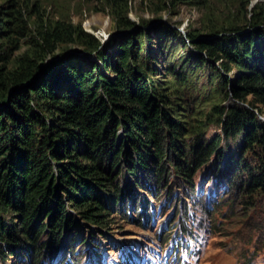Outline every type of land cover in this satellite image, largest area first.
<instances>
[{"label":"trees","instance_id":"16d2710c","mask_svg":"<svg viewBox=\"0 0 264 264\" xmlns=\"http://www.w3.org/2000/svg\"><path fill=\"white\" fill-rule=\"evenodd\" d=\"M113 18L117 31L103 42L59 23L43 30L32 56L14 68L0 46L2 263L18 251L25 264H48L45 253L54 257L77 217L104 229L115 206L137 208L135 197L143 191L153 197L168 176L192 190L197 172L213 160L221 165L222 142L239 141L254 153V164L233 155L224 161L231 175L246 176L247 191L264 193V122L258 118L264 112V12L241 26L181 40L183 48L194 47L201 66L211 63L208 72L232 103L213 108L220 134L209 141L182 114L170 113L172 97L179 96L155 77L178 73L164 52L150 50L146 26L125 15ZM80 34L90 39L82 41L87 52L57 53V45ZM122 178L132 186L124 198Z\"/></svg>","mask_w":264,"mask_h":264},{"label":"rangeland","instance_id":"374dc122","mask_svg":"<svg viewBox=\"0 0 264 264\" xmlns=\"http://www.w3.org/2000/svg\"><path fill=\"white\" fill-rule=\"evenodd\" d=\"M257 12H264V0H0V25L4 22L5 36L0 38V46L11 53L9 68H14L21 58L32 56L39 33L57 23L103 42L117 31L113 17L125 15L126 19L146 26L151 35L150 50H161L175 66L177 78L155 77L179 96L172 97L170 113L182 114L180 119L191 128L198 126L196 133L203 141H209L220 134L213 108L232 103L224 100L217 78L208 72L211 63L201 66L194 47L188 43L183 48L181 40L187 34L206 37L221 28L241 26ZM86 35L76 37L74 42L60 43L57 53L87 52V45L82 42L90 40ZM188 56L190 59L186 60ZM88 59L95 57L91 54ZM258 118L264 122V112ZM220 147L224 160L233 155L248 163L257 162L254 153L245 152L239 141L227 145L222 142ZM224 160L218 167L213 160L197 172L192 190L168 176L153 197L149 191H143L140 200L138 195L135 197L137 208L129 211L126 203L115 206L111 211L113 217L103 225L106 229L90 228L77 217L68 235L64 233L54 257L46 252L43 261L264 264V193L247 191L246 176L231 175ZM122 183L124 198L132 186L125 178ZM9 258L0 264L26 261L18 251Z\"/></svg>","mask_w":264,"mask_h":264},{"label":"bare ground","instance_id":"6f19581e","mask_svg":"<svg viewBox=\"0 0 264 264\" xmlns=\"http://www.w3.org/2000/svg\"><path fill=\"white\" fill-rule=\"evenodd\" d=\"M140 261V260H139Z\"/></svg>","mask_w":264,"mask_h":264}]
</instances>
